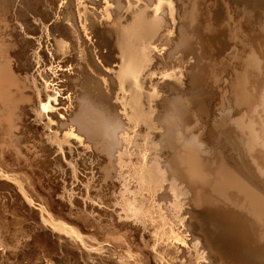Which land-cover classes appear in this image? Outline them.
<instances>
[{
	"label": "bare ground",
	"instance_id": "bare-ground-1",
	"mask_svg": "<svg viewBox=\"0 0 264 264\" xmlns=\"http://www.w3.org/2000/svg\"><path fill=\"white\" fill-rule=\"evenodd\" d=\"M251 1L108 0L99 22L80 0H0V247L20 250L24 217L53 247L41 264H264V0ZM103 229L129 245L110 263Z\"/></svg>",
	"mask_w": 264,
	"mask_h": 264
},
{
	"label": "rangeland",
	"instance_id": "rangeland-1",
	"mask_svg": "<svg viewBox=\"0 0 264 264\" xmlns=\"http://www.w3.org/2000/svg\"><path fill=\"white\" fill-rule=\"evenodd\" d=\"M67 1L68 0H65V4L67 3ZM92 1V2H91ZM102 0H80V8H82V9H86V13H85V16H87L88 18H91L92 17V15H93V19L95 18L97 21H99V22H104V21H106L107 20V17L104 15V11H105V9L107 8V6L112 10V11H114V9H115V5H114V7H112V5H108L107 4V1L108 0H103L102 2H101ZM229 0H225V2H227V4L229 3V5L231 6V5H233V6H231L232 8H234V6H236L235 7V9L236 10H239V11H241V10H244L245 8L246 9H248V10H253V11H258V10H260L261 9V5L260 4H255V3H253L251 0H247V2H246V0H244V1H240V2H238V0L236 1V0H231V1H229ZM235 1V2H234ZM250 3H249V2ZM260 1H263V0H260ZM94 2V3H93ZM234 4H233V3ZM245 2L248 4H245ZM96 3V4H95ZM230 3H232V4H230ZM236 3L239 5H236ZM241 3H243L242 5H241ZM104 4V5H103ZM99 5V6H98ZM103 6V7H101V6ZM241 5V6H240ZM254 6V7H253ZM97 7V8H96ZM113 9H112V8ZM169 6L167 5V3L165 2L164 3V6H163V11L165 10V11H167L168 12V8ZM241 9H240V8ZM250 9H249V8ZM99 8V9H98ZM101 8H103V9H101ZM90 9V10H89ZM88 10V11H87ZM93 11V12H92ZM97 14H96V13ZM94 14H96V16L99 18V20H98V18L94 15ZM100 16V17H99ZM104 16V17H103ZM101 18V19H100ZM53 22H51L49 25H51ZM95 41H96V39H95ZM98 51V50H97ZM105 53H106V50H105ZM63 52H60V53H58L57 54V56H58V60H57V62H61V60L63 59V58H66L67 57V55L66 54H63ZM74 54V53H73ZM72 54V55H73ZM61 57H60V56ZM56 56V57H57ZM60 58H62V59H60ZM74 67V68H73ZM73 67H71V68H69V69H67V68H58V75H57V77L62 73V69H63V71L64 70H68V71H64L65 73H68L69 72V70L70 69H75V67L78 69V68H80V67H77V66H73ZM59 69H61V70H59ZM73 74H72V73ZM60 73V74H59ZM69 73H71L72 75H74V72L72 71V70H70V72ZM56 77V78H57ZM61 81V82H60ZM64 81L65 80H63V79H60L59 81H58V79H57V81L54 83H52L51 85H54L55 86V88L57 89V86L56 85H61L62 84V82L64 83ZM65 88H63L62 87V89H61V87H60V91L63 93V92H66V90H67V88L64 90ZM158 91H160V90H158ZM71 95V93L70 94H67V95H63L64 96V99L66 100L67 98H68V96H70ZM66 97V98H65ZM60 98H62L63 99V97H60ZM155 102H157V105H156V103ZM154 103H152L151 105H152V107L150 106V109H151V112L153 111V114L154 115H152V117H153V119H154V116H155V118L157 117V115H158V109L160 110V108H159V105H158V103L160 102H158V101H155ZM157 106H155V105ZM154 106V107H153ZM58 108V110H60L61 108H63L62 110H65L64 108H66V106H58L57 107ZM60 108V109H59ZM153 108V109H152ZM156 111H157V114H156ZM156 114V115H155ZM82 168L83 167H81L80 168V170H79V174L82 176V178L83 177H85L84 176V169H83V171H82ZM81 172H83V173H81ZM80 176V177H81ZM86 178V177H85ZM0 180H3V179H0ZM8 182H10V181H8ZM77 183H79V182H77ZM75 184V185H72V189H75V188H77V186H78V184ZM78 194V192H75L74 194ZM75 195L76 196V198H78L79 196L78 195ZM1 208H2V206H0V210H1ZM2 209H4V207L2 208ZM2 212H4L5 213V215L3 214V216H5L7 219H8V217H9V221L6 219V218H4L3 219V223H2V225L5 223V226H7V227H9V229L6 227H3L4 229V234H5V236L6 237H11L12 235H13V233L15 232V230L16 229H18L19 228V226L18 225H16L15 226V224L16 223H13L14 221H13V217L11 216V214H9L8 212H6V210H2ZM6 214L8 215V216H6ZM92 217H97V215L96 216H92ZM6 219V220H5ZM22 219V220H21ZM21 219H20V229L22 230V231H20V238H19V240H20V244H19V246H20V250L18 249H12V248H9V246H7L6 247V249L4 248V247H0V252H5V253H10V255L12 256V257H15L14 256V253L15 252H17V251H20V252H22V250L24 251V252H22V253H24V254H22V253H20V258H21V261L18 263V264H27V262L29 261L28 259L30 258V261L32 262V264H41L42 263V259L40 258V253L42 254V256H44V253H47L48 252V250H49V252H52V248L50 247V245L47 243V241L46 240H43V239H41V240H39V241H33V236H34V234L36 235V232H32V233H30V235H31V237H28L27 235H24L25 234V232H26V230H28L27 229V226L29 225H31V223H33V222H30L29 223V221H27V222H23L24 221V217H21ZM104 219V220H103ZM108 219L107 218H105V217H102L101 219H100V224L102 223V224H107V221ZM22 221V222H21ZM102 221V222H101ZM24 223V224H23ZM8 224V225H7ZM12 224H13V227H12ZM26 227H25V226ZM11 227H12V229H11ZM26 228V230L24 231L23 229H25ZM23 228V229H22ZM14 229V230H13ZM93 229V230H92ZM9 230V231H8ZM12 230L14 231V232H12ZM88 231H89V229H87ZM30 231V229L28 230V232ZM92 233L95 231V228H91V230H90ZM99 233L98 234H96L97 236L96 237H98L97 238V241L96 242H94L96 245H99L100 247H103V250H102V253H103V256L102 257H104V259H106V261L108 262V263H110V262H113V261H115L116 259H117V255H115V253H120L121 254V252H122V249L126 246V247H128L129 245L127 244L128 242H125V243H121V241L122 240H119L120 239V235H113V236H107L106 234H105V232L106 231H104V229L102 230V231H98ZM95 233V232H94ZM12 234V235H11ZM101 234V235H100ZM11 235V236H10ZM103 235V236H102ZM104 235H106V236H104ZM88 235H85V237H87ZM89 237V236H88ZM87 237V238H88ZM103 238V240H101V239ZM105 238V239H104ZM113 239V240H112ZM124 239V238H123ZM190 239V238H189ZM23 240V241H22ZM101 241V242H98V241ZM33 241V242H32ZM44 241V242H43ZM106 241V242H105ZM112 241V242H111ZM32 243V244H29V246H25L26 245V243ZM35 242H36V244H35ZM38 242V243H37ZM42 242V243H41ZM108 242V243H107ZM115 242V243H114ZM22 243H24V246H23V244ZM45 243V244H44ZM34 244V245H33ZM41 244V245H40ZM48 244V245H47ZM105 244H106V246H105ZM37 245H39V246H37ZM44 245V246H43ZM110 245V246H109ZM112 245V246H111ZM46 246H47V248H46ZM33 247V248H32ZM37 247V248H36ZM43 248L42 250H40V252H39V249H41V248ZM45 247V248H44ZM105 247V248H104ZM29 248H32V249H29ZM35 248V249H34ZM50 248H51V250H50ZM117 248H119L118 250H117ZM4 249V250H3ZM26 249V250H25ZM105 249V250H104ZM112 249V250H111ZM36 250V251H35ZM44 250H46V252H44ZM117 250V251H116ZM12 251H14V252H12ZM31 251H35V252H32V254L30 253ZM42 251V252H41ZM121 251V252H120ZM37 252V253H36ZM11 253H13V254H11ZM26 253L28 254V255H26ZM34 253V254H33ZM29 254H30V256H29ZM39 254V255H38ZM22 255V256H21ZM33 255H35L34 257H36V258H32V256ZM37 255V256H36ZM52 256H55L53 253L51 254ZM138 255H139V253H138ZM139 256H141V254L139 255ZM28 257V258H27ZM27 258V259H26ZM38 258H40V259H38ZM59 258H61V257H59ZM58 258V259H59ZM108 258V259H107ZM35 261H34V260ZM38 259V260H37ZM15 259H12V261H14ZM28 260V261H27ZM46 259H44V261H45ZM5 261V262H4ZM12 261H11V259L9 260V259H5V260H2L1 262H0V264H7V263H9V264H12ZM24 261V262H23ZM26 261V262H25ZM30 261H29V263L28 264H30ZM118 261V260H117ZM185 260H182L181 262H184ZM40 262V263H39ZM180 262V260H178V262L177 263H181ZM15 262H13V264H14ZM68 262H65V261H63V263H61V264H67ZM17 264V263H16ZM46 264V263H45ZM60 264V263H59ZM69 264H74V261H72V262H70ZM104 264V263H103ZM107 264V263H106Z\"/></svg>",
	"mask_w": 264,
	"mask_h": 264
}]
</instances>
